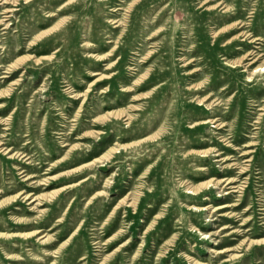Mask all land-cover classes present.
I'll use <instances>...</instances> for the list:
<instances>
[{
  "label": "rangeland",
  "instance_id": "374dc122",
  "mask_svg": "<svg viewBox=\"0 0 264 264\" xmlns=\"http://www.w3.org/2000/svg\"><path fill=\"white\" fill-rule=\"evenodd\" d=\"M0 264H264V0H0Z\"/></svg>",
  "mask_w": 264,
  "mask_h": 264
},
{
  "label": "bare ground",
  "instance_id": "6f19581e",
  "mask_svg": "<svg viewBox=\"0 0 264 264\" xmlns=\"http://www.w3.org/2000/svg\"><path fill=\"white\" fill-rule=\"evenodd\" d=\"M250 62H251V61H250ZM250 62H249V63H250ZM257 68H258V70L261 69V67H255V68L253 69V71H255ZM1 76H5V74H2ZM207 120H209V119H206V120L204 119V120L201 121V122H206ZM66 186H67V185H66ZM189 191H190V190H189ZM223 205H224V204H223ZM223 205H219V206H223ZM201 209H205V207L201 206Z\"/></svg>",
  "mask_w": 264,
  "mask_h": 264
}]
</instances>
